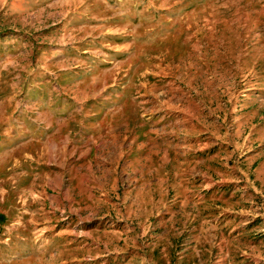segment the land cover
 <instances>
[{"label":"rangeland","instance_id":"obj_1","mask_svg":"<svg viewBox=\"0 0 264 264\" xmlns=\"http://www.w3.org/2000/svg\"><path fill=\"white\" fill-rule=\"evenodd\" d=\"M0 264H264V0H0Z\"/></svg>","mask_w":264,"mask_h":264}]
</instances>
